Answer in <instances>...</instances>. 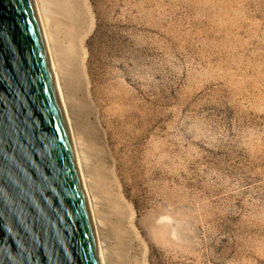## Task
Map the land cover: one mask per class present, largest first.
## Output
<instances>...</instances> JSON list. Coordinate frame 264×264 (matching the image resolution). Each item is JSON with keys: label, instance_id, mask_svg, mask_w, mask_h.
<instances>
[{"label": "rangeland", "instance_id": "rangeland-1", "mask_svg": "<svg viewBox=\"0 0 264 264\" xmlns=\"http://www.w3.org/2000/svg\"><path fill=\"white\" fill-rule=\"evenodd\" d=\"M40 2L105 264H264V0Z\"/></svg>", "mask_w": 264, "mask_h": 264}, {"label": "water", "instance_id": "water-1", "mask_svg": "<svg viewBox=\"0 0 264 264\" xmlns=\"http://www.w3.org/2000/svg\"><path fill=\"white\" fill-rule=\"evenodd\" d=\"M0 264H101L33 0H0Z\"/></svg>", "mask_w": 264, "mask_h": 264}, {"label": "bare ground", "instance_id": "bare-ground-1", "mask_svg": "<svg viewBox=\"0 0 264 264\" xmlns=\"http://www.w3.org/2000/svg\"><path fill=\"white\" fill-rule=\"evenodd\" d=\"M34 6H35V10L37 13V17H38V21L40 24V28H41V32L45 41V46H46V50H47V55L49 58V62H50V66H51V70H52V74H53V78L55 81V87L57 90V94L63 110V114L65 116V120L67 123V127L69 130V135L71 138V143H72V147H73V152L75 155V160H76V164L78 167V171L80 174V178L82 181V185L84 188V192L86 195V200H87V205L89 208V213L91 216V221H92V225H93V229H94V234H95V239H96V244H97V250L99 253V258H100V262L101 264H105V259H104V251H103V247H102V243H101V237L99 234V230H100V221L96 218L95 216V203L96 201L94 200L93 196H91L89 189L87 187L86 181H85V169H86V163H85V158L83 156V153L81 151L80 148V143L78 138L71 134V129H70V124H69V118H68V110L69 106H68V102L66 101V98H64L63 94H62V88L59 86V80H60V76L57 72L56 69H54L55 67V58L53 57V51H52V47H51V43L49 41L47 32H46V27H45V12L46 10L44 9L43 4H41L40 0H33Z\"/></svg>", "mask_w": 264, "mask_h": 264}]
</instances>
